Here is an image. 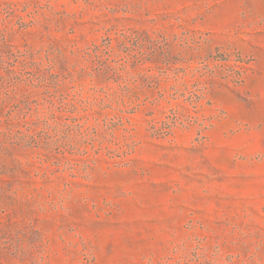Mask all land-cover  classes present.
I'll return each mask as SVG.
<instances>
[{"label":"rangeland","instance_id":"rangeland-1","mask_svg":"<svg viewBox=\"0 0 264 264\" xmlns=\"http://www.w3.org/2000/svg\"><path fill=\"white\" fill-rule=\"evenodd\" d=\"M0 264H264V0H0Z\"/></svg>","mask_w":264,"mask_h":264}]
</instances>
